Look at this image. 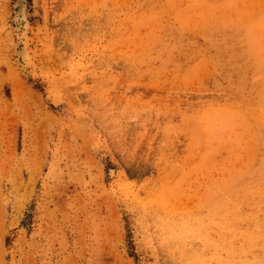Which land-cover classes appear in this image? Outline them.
<instances>
[{"label": "rangeland", "instance_id": "rangeland-1", "mask_svg": "<svg viewBox=\"0 0 264 264\" xmlns=\"http://www.w3.org/2000/svg\"><path fill=\"white\" fill-rule=\"evenodd\" d=\"M0 264H264V0H0Z\"/></svg>", "mask_w": 264, "mask_h": 264}, {"label": "bare ground", "instance_id": "bare-ground-1", "mask_svg": "<svg viewBox=\"0 0 264 264\" xmlns=\"http://www.w3.org/2000/svg\"><path fill=\"white\" fill-rule=\"evenodd\" d=\"M37 2L35 1V4H36ZM26 5V4H25ZM37 5V4H36ZM25 6L23 5V6H21L19 9H18V12H20V14L22 15V17L25 15V14H23V12H24V8ZM24 41V40H23Z\"/></svg>", "mask_w": 264, "mask_h": 264}]
</instances>
